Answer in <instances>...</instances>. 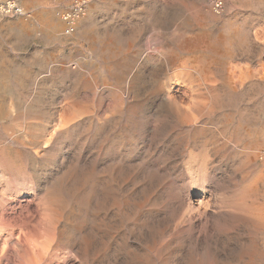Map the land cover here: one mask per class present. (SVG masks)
I'll return each mask as SVG.
<instances>
[{"label": "rangeland", "instance_id": "obj_1", "mask_svg": "<svg viewBox=\"0 0 264 264\" xmlns=\"http://www.w3.org/2000/svg\"><path fill=\"white\" fill-rule=\"evenodd\" d=\"M74 1L0 13V264H264V0Z\"/></svg>", "mask_w": 264, "mask_h": 264}, {"label": "built area", "instance_id": "obj_2", "mask_svg": "<svg viewBox=\"0 0 264 264\" xmlns=\"http://www.w3.org/2000/svg\"><path fill=\"white\" fill-rule=\"evenodd\" d=\"M88 1L89 0H75L69 10L63 11L60 14L66 20L72 19L73 26H72V23L68 21L69 27L66 31L67 34H70V33L75 31V28H76L75 27V20H76V18L85 14ZM212 5H213L214 10L219 11L222 8L223 2H222V0H212ZM0 6L2 7V8H0L1 11L4 14L22 15V16H29L30 15L29 12L24 10V8L20 5L18 0H5L3 2L1 1ZM75 16H77V17H75Z\"/></svg>", "mask_w": 264, "mask_h": 264}, {"label": "bare ground", "instance_id": "obj_3", "mask_svg": "<svg viewBox=\"0 0 264 264\" xmlns=\"http://www.w3.org/2000/svg\"><path fill=\"white\" fill-rule=\"evenodd\" d=\"M1 1L3 2V1H5V0H0V4H1ZM0 8H2V7L0 6ZM1 12H2V11H1V9H0V13H1ZM86 12H87V8H86ZM86 12H85V14H86ZM85 14H84V15H85ZM84 15H82V16L76 18V20H75V27H76V24H77L78 20H79L81 17H83ZM59 16H60L64 21H66V22H68V21L71 22V23H72V26H73L72 19H68V18H67L68 20H66V19H65L64 17H62L60 14H59ZM78 16H79V15H78ZM29 17H31V15H29ZM29 17H28V18H29ZM75 17H77V16H75ZM75 17H74V18H75ZM69 22H68V23H69ZM75 29H76V28H75ZM67 108H68V107H67ZM70 109H71V108H70ZM66 111H68V109H67ZM66 111H64V112H66ZM69 111H70V110H69ZM66 113H67V112H66ZM70 113H71V112H70ZM73 113H74V112H73ZM63 115H64V114H63ZM64 116H65V115H64ZM66 117H67V116H66ZM184 117H185V116H184ZM184 117H183V118H184ZM61 124H62V123H61ZM193 139H194V138H193ZM183 140H184V139H183ZM263 180H264V179H263ZM263 180H261V182H262ZM263 185H264V183H263ZM251 187H252V186H251ZM253 188H255V187H253ZM263 193H264V192H263ZM263 195H264V194H263ZM251 203H252V202H251ZM260 203H261V202H260ZM258 204H259V203H258ZM246 205H247V204H246ZM248 205H249V204H248ZM261 205H262V206H261L260 208L258 207L259 209H258L257 214H256V212H255L256 215L254 214L255 216H254V215H253V216L251 215V216H252V217H256V219L259 218V225H258V224H257V225H258L259 227H261V228L264 229V204H261ZM242 207H245V206H242ZM256 208H257V207H256ZM248 210H249V209H248ZM254 211H256V210L254 209ZM244 212H245V210H244ZM250 214H252V212H251ZM236 215H237V214H236ZM249 217H250V216H249ZM244 218H245V217H244ZM250 218H251V217H250ZM247 219H248V217H247ZM256 219H255V220H256ZM248 220H249V219H248ZM253 220H254V218H253ZM250 222H251V221H250ZM253 222H255V221H252V223H253ZM256 223H257V222H256ZM254 224H255V223H254ZM252 225H253V224H252ZM257 225H256V226H257ZM259 227H258V228H259ZM261 228H260V229H261ZM262 232H263V231H262ZM26 235H27V234H26ZM263 235H264V234H263ZM29 237H30V236H29ZM263 238H264V237H263ZM26 240H27V239H26ZM252 241L255 242L254 240H252ZM30 242H31V241H30ZM30 242H28V243H30ZM33 242H34V241H33ZM261 243H262V242H261ZM261 243H260V244H261ZM30 245H31V244H30ZM33 245H35V244H33ZM263 245H264V242H263ZM32 247H33V246L31 245V248H32ZM36 247H37V245H36ZM252 247H253V246H252ZM261 247H262V246H261ZM37 248H38V247H37ZM258 248H259V247H258ZM32 249H33V248H32ZM252 249H253V248H251V250H252ZM259 249L261 250V248H259ZM23 250H24V248H23ZM27 250H29V249H27ZM30 250H31V249H30ZM256 250H257V248H256ZM262 250H263V249H262ZM262 250H261V251H262ZM24 251H25V250H24ZM257 251H258V250H257ZM248 253H249V252H248ZM248 253H247V254H248ZM251 253H252V254L250 255V262H249V263L253 262V260H255V258H256L255 261H257V258H263V259H264V255H263V257H261L263 253H262V254H260V253H258V252L255 253L254 251L251 252ZM17 254H18V253H17ZM21 255H22V254H21ZM38 256H39V255H38ZM241 256H242V255H241ZM244 256H245V255H244ZM248 256H249V255H248ZM248 256H247V257H248ZM21 257H22V256H21ZM241 258H242V257H241ZM263 259H261V260H263ZM261 260H260V261H261ZM248 261H249V259H248ZM26 262H27V261H26ZM29 263H30V262H29ZM262 263H263V261H262ZM254 264H255V263H254ZM257 264H258V263H257Z\"/></svg>", "mask_w": 264, "mask_h": 264}]
</instances>
